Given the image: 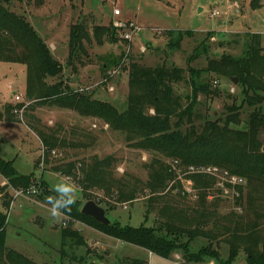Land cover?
I'll return each mask as SVG.
<instances>
[{"label":"rangeland","instance_id":"obj_1","mask_svg":"<svg viewBox=\"0 0 264 264\" xmlns=\"http://www.w3.org/2000/svg\"><path fill=\"white\" fill-rule=\"evenodd\" d=\"M252 1L44 0L40 5V0H15L7 8L25 17L47 43L54 58L63 65V75L61 78L48 79L50 85L62 80L73 90L110 102L123 111L128 105V70L131 63L149 68L184 70L186 82L175 89L185 99L192 95L189 68L206 70L210 60H219L224 55L243 58L252 34L261 35L263 45L264 2L261 8L253 9ZM115 11H119L120 15L116 16ZM215 12L218 14L214 15ZM117 22L123 25V31L132 33L131 41L120 39L113 42L102 35L100 44L94 35V28L115 27ZM74 25H83L89 32L83 48L76 52L73 59L75 68L69 62L71 27ZM135 28L138 30L135 31ZM210 32H214V35L207 40ZM205 41L207 43L200 47ZM142 47L146 49L145 53L141 52ZM199 47L201 54L195 57ZM200 83L209 84L212 91L219 92L207 97L200 95L195 111L202 113L204 119L208 117L211 120L226 118L229 112L239 113L243 124L232 128L244 129L255 108L248 107L244 102L239 85L234 84L232 79L214 73H203L201 80H197V84ZM26 92V66L0 63V112H4L7 105L28 107L30 102ZM262 110L264 114V104ZM26 111L31 112L29 109ZM33 114L49 128L61 125L67 131L75 127L88 132L96 137V143L88 149L58 147L55 153L46 154L39 137L26 126V119L21 123L2 121L0 157L12 161L22 175L33 173L37 180L43 178L52 190L62 180L73 185L74 200L79 202L80 208L87 203L81 188L72 179L56 172V167L73 162L79 167L92 156L100 159L112 156L117 160V179L131 175L145 184L150 179L151 166L158 161L174 174V179L167 181L163 192L152 193L142 189L135 200L127 202H116V198L109 200L101 191L93 193L94 197L102 200L99 205L106 210L111 222L133 227L157 226L167 221L169 211L178 210L199 222L202 214L207 216V212L203 211L205 206L211 214L205 228L217 230L222 240L239 234V242H249L244 237L255 223L259 225L258 234L264 240V189L252 187V190L248 180L244 179L246 182L243 186L235 189L225 187L222 190L218 186L219 179L207 174L188 175L189 168L182 167L179 161L176 165L173 158L135 148L124 133L113 131L102 120L50 106L37 107ZM261 139L264 141V132ZM45 158L49 161L48 165L45 164ZM198 175L203 179L193 180ZM189 180L192 181L191 186L187 183ZM7 185L8 180L0 175V210L6 212L3 207L5 194L14 199L8 211L6 248L20 252L38 264H188L181 252L164 259L93 230L80 221L64 219L63 215L57 221L50 215L51 205L38 200L37 193L17 196L10 186L4 189ZM238 225L239 229L247 231L233 232ZM70 227L79 232L86 242L85 246H80L77 240L70 238L62 246V230ZM209 245L220 249L223 260L229 258L230 246L225 241L211 242L199 238L191 244V250L196 253ZM246 259L245 252L241 250L234 264H247ZM199 264L219 263L211 261Z\"/></svg>","mask_w":264,"mask_h":264},{"label":"trees","instance_id":"obj_2","mask_svg":"<svg viewBox=\"0 0 264 264\" xmlns=\"http://www.w3.org/2000/svg\"><path fill=\"white\" fill-rule=\"evenodd\" d=\"M14 1L0 0V63H20L26 66V98L30 105L25 109L31 112L27 113L24 109L20 116L14 111L20 110L22 105L15 107L7 105L4 112H0V122L21 123L26 119V126L39 137L46 154L54 152L58 147L65 149L93 147L96 137L92 134L75 127L67 131L61 125L49 128L33 114L35 108L43 106L72 110L83 117L102 120L113 131L124 133L127 141L135 148L173 158L187 169L192 166L217 167L228 171L231 175L248 180L252 190V187L257 190L264 189V141L261 139V134L264 132L262 36L251 35L243 58L236 59L224 55L219 60H210L206 70L189 68L192 95L185 99L175 89L177 85L186 82L184 70L168 67L149 68L139 63H131L128 70V105L125 110L120 111L110 102L73 90L62 80L53 85L48 83L50 78H61L64 67L54 58L47 43L25 17L7 8ZM43 1L40 0L39 4H43ZM263 2L264 0H253L251 6L253 9H259L263 6ZM186 33L193 35L190 32ZM122 34V28L113 26L94 28V35L100 44H102V35L115 42L122 39ZM88 35L89 32L83 25L71 27L69 62L73 68L76 67L73 63L76 52L83 48V42ZM213 35L214 32L208 33L207 40ZM206 43L205 41L200 47ZM200 47L196 50L195 57L200 56ZM203 73L238 79V85L245 98L244 102L248 107L255 108L249 115L244 129L232 128L243 124L239 113L229 112L226 118L211 120L207 119L208 117L204 119L202 113L195 111L200 95L207 97L217 95L219 92L212 91L209 84H197ZM200 121L201 125L198 126ZM45 160V164L48 165L49 161L47 158ZM116 163V158L112 156L105 159L92 156L84 160L79 167L73 162L56 167L55 171L75 181L87 202L95 200L98 204L102 200L93 196L96 190L103 192L104 197L109 200L116 198V202H127L135 200L142 189L150 190L152 193L163 192L166 190L167 181L174 179L171 169H167L158 161L151 166L150 179L145 184L131 175L117 179ZM0 175L8 180L9 186L15 191H23L27 194L35 190L37 199L42 202H48L49 196L56 195L43 178L37 180L33 173L22 175L12 161L1 157ZM196 179L203 178L198 175L193 177V180ZM4 199L3 207L6 212L0 210V264H38L20 252L7 250L8 211L14 199L9 194H5ZM80 207L79 202L75 201L71 210L62 214L66 219L80 221L122 243L140 247L164 259H170L172 255L181 252L188 264L211 261H218L219 264H234L240 251L243 250L247 256V264H264V240L258 234L259 225L255 223L250 226L248 236L244 237L249 241L247 243L239 242V234L222 240L217 230L205 228L211 219V214L205 206L203 211L207 212V216L202 214L199 222L195 218H189L180 210L175 212L172 209L174 212H168L170 217L166 222L151 227L122 226L119 222H111V225L106 226L83 215ZM202 217L205 219L202 220ZM239 227L238 225L234 228L233 232L247 231ZM69 238L77 240L80 246L86 245L79 232L71 227L62 230V246L66 245ZM199 238L211 242L225 241L230 246L229 258L223 260L220 249L212 245L196 253L192 252L191 244ZM243 243L245 245H242Z\"/></svg>","mask_w":264,"mask_h":264},{"label":"built area","instance_id":"obj_3","mask_svg":"<svg viewBox=\"0 0 264 264\" xmlns=\"http://www.w3.org/2000/svg\"><path fill=\"white\" fill-rule=\"evenodd\" d=\"M114 14L116 16L120 15L119 11H115ZM217 14H218L217 12L214 13V15H217ZM121 26H123V25L120 24L119 22H117L115 27L121 28ZM137 30L138 29L135 28V31H137ZM122 39L126 40V41H131L132 33H128V32L123 31ZM141 52L145 53L146 49L144 47H142ZM17 100L20 101V98L17 97ZM25 108H26V106H23L20 110H15L14 113L22 116ZM53 153H55V151ZM175 162H176L175 163L176 165L179 164V162H177V161H175ZM193 174L212 175L213 177L219 179L218 186L222 190L223 189L225 190V187L235 189L237 187L243 186L246 182L243 178L231 175L228 171L219 169L217 167H204V166L195 167V166H192L188 169V175H193ZM187 183L189 186L192 185L191 180H189ZM16 193H17V196H19L20 194L24 195L23 191H21V193L20 192L18 193V191H16ZM27 194H36V191L32 190V191H29Z\"/></svg>","mask_w":264,"mask_h":264},{"label":"clouds","instance_id":"obj_4","mask_svg":"<svg viewBox=\"0 0 264 264\" xmlns=\"http://www.w3.org/2000/svg\"><path fill=\"white\" fill-rule=\"evenodd\" d=\"M54 192L56 195L49 196L48 204L51 205V217L58 221L62 213L70 211L75 203V187L62 180L55 186Z\"/></svg>","mask_w":264,"mask_h":264},{"label":"water","instance_id":"obj_5","mask_svg":"<svg viewBox=\"0 0 264 264\" xmlns=\"http://www.w3.org/2000/svg\"><path fill=\"white\" fill-rule=\"evenodd\" d=\"M232 81L234 82V84H238L237 78H232ZM81 213L85 216L95 219L100 224L106 226L111 225V221L107 216L106 210L95 201H88L82 208Z\"/></svg>","mask_w":264,"mask_h":264},{"label":"crops","instance_id":"obj_6","mask_svg":"<svg viewBox=\"0 0 264 264\" xmlns=\"http://www.w3.org/2000/svg\"><path fill=\"white\" fill-rule=\"evenodd\" d=\"M259 35V34H258ZM261 36V35H260ZM53 47H54V45H52ZM55 48V47H54ZM3 107V106H2ZM0 111H2V109H0ZM51 189V188H50ZM42 202V201H41ZM63 215V214H62ZM63 218L65 219L66 217L63 215ZM94 230V229H93ZM148 252V251H147ZM149 255H153L154 256V254H152V253H150L149 252Z\"/></svg>","mask_w":264,"mask_h":264}]
</instances>
